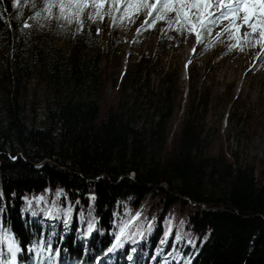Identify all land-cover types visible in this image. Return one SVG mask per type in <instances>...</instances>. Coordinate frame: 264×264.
Wrapping results in <instances>:
<instances>
[{"label": "trees", "instance_id": "1", "mask_svg": "<svg viewBox=\"0 0 264 264\" xmlns=\"http://www.w3.org/2000/svg\"><path fill=\"white\" fill-rule=\"evenodd\" d=\"M40 8V0H0V53L5 55L0 76L7 85L0 99V261L9 263L6 238L18 250V264L42 258L46 246L49 255L39 262L90 263L105 252L126 253L140 238L142 246L134 249L130 263L124 256L118 262L149 264L143 255L150 258L160 236L166 235L168 241L152 264H161L169 251L182 246L192 255L184 264H264V172L255 175L251 166L229 162L221 147L216 154L206 153L204 91L197 93L188 85L183 116L173 133L180 91L163 99L166 106L158 96V118L140 128L121 104L66 97L45 109L42 128L28 123L20 87L33 69L44 75L48 71L49 79L66 84L89 79L83 75L87 66L76 65L79 57L49 64L35 39L19 33L29 14ZM142 68L149 75L152 60H143L134 73ZM90 79L96 84L95 75ZM217 138L225 141L219 131ZM42 161L47 162L35 168ZM58 189L61 193L55 196ZM36 195L41 196L39 203ZM120 201H126L131 223L114 242L119 223L112 226V215ZM188 203L207 208L196 206L191 212ZM37 207L57 212V218L49 217L57 223H30V212ZM63 222L67 230L58 235ZM79 235L86 240L79 241Z\"/></svg>", "mask_w": 264, "mask_h": 264}, {"label": "rangeland", "instance_id": "2", "mask_svg": "<svg viewBox=\"0 0 264 264\" xmlns=\"http://www.w3.org/2000/svg\"><path fill=\"white\" fill-rule=\"evenodd\" d=\"M213 1L210 0V4ZM61 3L65 5L63 9L59 6ZM49 4L54 6L49 7ZM138 4L139 0H40V10L29 14L19 33L28 39H35L49 64L52 61H73L79 57L76 65L87 66L83 75H89V79L79 85L71 79V83L66 84L68 81L49 79L48 71L44 75L41 70L33 69L20 87L24 95L20 97V105L28 123L30 121L35 127L42 128L45 109L52 106L54 100L66 97L73 102L121 104L125 111L133 114V121L140 128L149 126L150 120L158 118L162 105V102H157L158 96L161 95L164 103V98L176 96L180 91L178 99L181 104L176 110L175 123H172L173 133L182 119L187 99L185 94L190 84L197 93L204 91L207 96L206 112L201 118L208 145L206 153L216 154L221 147L229 162L238 166L249 165L255 175L264 172V36L260 28L253 29L236 20L218 40L213 41L220 33L215 27L222 26L223 22L229 23L233 18L218 21V26L209 25L210 31L202 30L201 23L206 13L219 11L221 6L202 9L201 23L193 17L187 23L182 20L169 24L167 19L153 23L143 10H138ZM174 16L175 13H169V18ZM246 32L249 35H245ZM4 59V53H0V73L4 69ZM143 60H152L154 68L149 75L145 68L134 73V68L140 66ZM59 71L60 75L62 67ZM88 71L96 76V84H93ZM97 83L100 84V96L99 90H96ZM6 87V80L0 76V99ZM148 101H151V106ZM217 131L224 136L223 143L218 141ZM55 193L58 196L61 190ZM87 199H92V196L88 195ZM34 200L39 203L41 196L36 195ZM23 201L28 202L26 198ZM196 206L204 210L207 208L199 203H188L186 207L192 212ZM127 208L126 201H120L113 211L112 226L119 223L114 242L131 223ZM38 212L42 216L37 217ZM55 214L58 213L53 215L37 207L30 212L29 222H43L41 226L44 227L57 223L54 218H49H57ZM58 225L57 234L62 235L67 226L64 222ZM176 234L181 238L179 228ZM106 235L107 238L112 237L109 233ZM77 239L84 242L86 236L79 235ZM167 241L166 235L160 236L150 258L148 254L142 258L152 264ZM4 245L9 260L10 248L14 245L9 238L4 239ZM140 246L142 241L138 238L126 253L105 252L102 259L98 260L99 256L88 264H112L115 259L119 264L118 257L123 256L130 263L134 249ZM40 253L48 257V246ZM191 256V250L187 252L185 246L175 247L161 264H184ZM43 257L37 256V261L34 258L30 264H55L53 261L39 262Z\"/></svg>", "mask_w": 264, "mask_h": 264}, {"label": "snow or ice", "instance_id": "3", "mask_svg": "<svg viewBox=\"0 0 264 264\" xmlns=\"http://www.w3.org/2000/svg\"><path fill=\"white\" fill-rule=\"evenodd\" d=\"M223 5L220 10L206 13L205 20L201 23V10L210 6V0H139L138 10H143L145 15L155 21L167 19L169 24L184 21L187 23L191 18H195L197 23H201L204 31H210L209 25L218 26L217 22H222L225 18L232 17L225 30L231 28L236 20H240L248 27L260 28L261 35L264 36V0H219L213 7ZM54 5L49 4V7ZM60 8L65 5L61 3ZM169 13H175L174 18H169ZM39 15V13H37ZM148 23V20H145ZM26 27L28 25H25ZM198 39H199V33ZM249 35V33H245ZM0 264H3L0 261Z\"/></svg>", "mask_w": 264, "mask_h": 264}, {"label": "bare ground", "instance_id": "4", "mask_svg": "<svg viewBox=\"0 0 264 264\" xmlns=\"http://www.w3.org/2000/svg\"><path fill=\"white\" fill-rule=\"evenodd\" d=\"M219 3V0H215V1H213L211 4H210V7L211 8H215V7H213V6H215V5H217ZM221 7H223V5H220ZM209 7V8H210ZM214 10V9H213ZM220 10V9H219ZM218 12V11H217ZM227 25H229V23H227V22H223V24H222V26H218V27H215L216 28V30H219L220 31V33L216 36V38H214V40L213 41H215V40H218L220 37H221V35H222V32H224L225 31V28H226V26ZM244 25V23L243 24H241V26H243ZM233 52H237V51H233ZM16 251H17V248L14 246H11V248H10V259H9V264H15V253H16ZM18 252V251H17ZM16 264H18L17 262H16Z\"/></svg>", "mask_w": 264, "mask_h": 264}, {"label": "water", "instance_id": "5", "mask_svg": "<svg viewBox=\"0 0 264 264\" xmlns=\"http://www.w3.org/2000/svg\"><path fill=\"white\" fill-rule=\"evenodd\" d=\"M44 163H45V162L43 161V162H41V163L35 165V168H40Z\"/></svg>", "mask_w": 264, "mask_h": 264}]
</instances>
